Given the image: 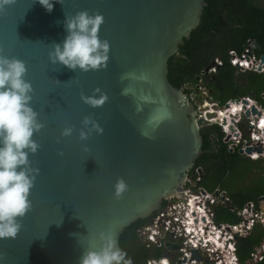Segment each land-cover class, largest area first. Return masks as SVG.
Here are the masks:
<instances>
[{
  "label": "water",
  "instance_id": "water-1",
  "mask_svg": "<svg viewBox=\"0 0 264 264\" xmlns=\"http://www.w3.org/2000/svg\"><path fill=\"white\" fill-rule=\"evenodd\" d=\"M53 4L47 11L39 0H15L0 12V52L26 61L31 103L43 124L34 135L39 148L29 156L39 169L32 206L17 235L0 238V264H78L84 249L100 247L101 232L113 234L120 247L125 227L149 216L164 198L185 195L189 171L203 153L200 128L215 115L195 107L203 96L199 85L178 87L168 78V60L199 25L206 0ZM81 9L103 14L99 36L110 43L104 67L73 70L49 58L67 34L66 14ZM102 95L99 106L82 98ZM252 112L259 113L256 106ZM66 127L70 135H62ZM81 129L87 139L80 138ZM120 178L126 188L118 196ZM194 255L200 257L197 250Z\"/></svg>",
  "mask_w": 264,
  "mask_h": 264
},
{
  "label": "trees",
  "instance_id": "trees-1",
  "mask_svg": "<svg viewBox=\"0 0 264 264\" xmlns=\"http://www.w3.org/2000/svg\"><path fill=\"white\" fill-rule=\"evenodd\" d=\"M199 25L184 38L179 52L168 60V78L178 87L193 82L205 87L212 100L220 105L228 100L250 96L264 103V73L238 71L230 60V49L241 53L249 40L257 55L264 53V4L257 0H206ZM222 59L216 71L205 69ZM200 76V78H198ZM193 89L185 88L186 92ZM244 123H241L243 126ZM203 137V153L196 159L189 173L195 178L200 171L201 184L212 190L220 186L227 190L232 205L242 206L248 200H258L264 195V169L260 160H251L231 150L224 142V131L219 122L205 124L200 128ZM255 176L250 177L251 172ZM257 173V174H256ZM241 184V185H240ZM217 222L237 223L240 218L227 205L216 207ZM144 219H137L125 227L119 237L120 248L132 264H147L152 256H159L160 250L152 251L142 242L138 228ZM264 239V225L257 223L247 236L238 238L237 253L242 262L251 256L255 247ZM255 264H264V258Z\"/></svg>",
  "mask_w": 264,
  "mask_h": 264
},
{
  "label": "clouds",
  "instance_id": "clouds-1",
  "mask_svg": "<svg viewBox=\"0 0 264 264\" xmlns=\"http://www.w3.org/2000/svg\"><path fill=\"white\" fill-rule=\"evenodd\" d=\"M15 0H0V12ZM47 11L54 7L53 0H39ZM103 14H90L81 9L72 16L66 14L64 26L66 36L62 42H55L49 52L52 63H62L75 70L88 71L107 65L110 43L99 36ZM26 61L0 52V238H14L22 224L21 218L31 209L30 192L39 169L29 159L37 152L39 144L34 135L43 124L39 113L33 107V86L26 78ZM95 91H99L97 88ZM92 106H99L106 99L93 96L82 97ZM83 123H89L85 117ZM98 131L102 129L93 123ZM73 129L66 127L62 135H70ZM88 132L81 129L80 138L87 139ZM126 188L120 178L115 185L116 195ZM71 235L76 236V233ZM99 248L84 249L78 264H132L131 257L117 245L113 234L100 233Z\"/></svg>",
  "mask_w": 264,
  "mask_h": 264
},
{
  "label": "built area",
  "instance_id": "built-area-1",
  "mask_svg": "<svg viewBox=\"0 0 264 264\" xmlns=\"http://www.w3.org/2000/svg\"><path fill=\"white\" fill-rule=\"evenodd\" d=\"M254 48L252 41L249 40L241 53L236 49L229 50L230 60L238 71L264 73V53L257 55ZM221 63L220 57L215 58V62L211 64L208 71H216L217 64ZM200 87V89L204 88ZM261 95L264 99V92ZM244 98L248 102H244ZM201 102L209 111L214 104L218 105L217 110H226L234 104L236 106L239 104V116L250 115L247 117V126L246 124L241 126L242 117L238 120L233 118L236 123L230 121L229 128L228 123H223L221 125L224 131L223 140L231 150H239L242 155L251 160L264 162V123H262L264 103L262 101L250 96H242L230 99L223 105L214 100L204 101V98ZM252 106H256L259 113H253ZM247 110H249L248 114ZM249 147L252 148L250 152L247 151ZM200 182L201 173L199 171L195 178L187 177L184 196H179L173 201V196L165 198L169 203L156 213L154 225L142 229L147 243H156L159 239L172 242L176 238L187 236L184 239L183 252L180 256L182 261L177 264H255L262 260L264 239L255 247L245 262L239 258L237 242L239 237L249 235L257 223L264 225V195H261L258 200H248L242 206H236L232 205V199L226 189L216 186L209 190ZM219 205L231 207L240 220L237 223L217 222L215 210ZM194 250L198 251L200 257L194 256ZM147 264H172V262L169 257L162 255L150 257Z\"/></svg>",
  "mask_w": 264,
  "mask_h": 264
},
{
  "label": "flooded vegetation",
  "instance_id": "flooded-vegetation-1",
  "mask_svg": "<svg viewBox=\"0 0 264 264\" xmlns=\"http://www.w3.org/2000/svg\"><path fill=\"white\" fill-rule=\"evenodd\" d=\"M194 84L196 85V83H194ZM188 89H192V88H188ZM187 93L188 94L194 93V90L189 91ZM194 94L196 95V92ZM188 177L189 178H193V174L189 173ZM175 199H176V197H173L172 201L175 200ZM168 203H169L168 200H166L164 198L163 201H162V204H161V209L165 205H167ZM230 209H231V207H230ZM155 215H156V213H154L152 215L150 214L149 216H147L145 218H142V219H144V221L138 228V234H139L142 242L145 243L147 247H150L152 249V251H157L158 252V250H160L159 256L165 255L166 257H169V259L171 260L172 264L180 263L182 261V258L180 256L182 255V252H183L184 239L187 236L185 238H176L172 242H170L168 240L159 239L158 242H156V243H147V241H146L147 239L144 236V233L142 232V229H147L146 228L147 226L154 225L153 221H154ZM188 237H191V236L188 235ZM168 242H170L171 244H176L177 248H171L170 246L167 245ZM189 250L191 251V248ZM193 253H194V251H193ZM152 257H156V256H152Z\"/></svg>",
  "mask_w": 264,
  "mask_h": 264
},
{
  "label": "rangeland",
  "instance_id": "rangeland-1",
  "mask_svg": "<svg viewBox=\"0 0 264 264\" xmlns=\"http://www.w3.org/2000/svg\"><path fill=\"white\" fill-rule=\"evenodd\" d=\"M257 3H258V4H264V0H257ZM199 88H201V87L199 86ZM205 89H206V90H205ZM200 90H201V95H203L202 98H204V101L207 100L208 102H211V101H212V98H211L210 95H209V91H208V89L204 87L203 89H200ZM200 90H199V91H200ZM201 103H202V102H201L200 100H197V104H196L195 107L197 108V107L201 106V105H200ZM239 115H240V114L234 115V116L232 117L231 122H234L233 118H235L236 120H238L240 117H242V118H243V119H242V122H243L244 124H246V121L248 120L247 117L250 116V115L248 114L246 117H245L244 115H241V116H239ZM215 118H216V117H215ZM217 118H219V117H217ZM215 122H220L221 125L224 123L223 120L218 121V120H211V119H210V122L208 123V125L213 124V123H215ZM234 123H236V122H234ZM245 126H247V124H246ZM248 126H249V125H248ZM263 164H264V162H263ZM258 172H264V169H263V168H261V169H257V173H258ZM257 173H256V174H257ZM252 176H255V173H254L253 171H252L251 174H250V177H252ZM240 185H241V184H240ZM160 209H161V206H160L159 208H155V209L152 211L151 215L154 214V213L159 212Z\"/></svg>",
  "mask_w": 264,
  "mask_h": 264
},
{
  "label": "bare ground",
  "instance_id": "bare-ground-1",
  "mask_svg": "<svg viewBox=\"0 0 264 264\" xmlns=\"http://www.w3.org/2000/svg\"><path fill=\"white\" fill-rule=\"evenodd\" d=\"M207 105H208V103H207ZM238 105L236 106V104H234L233 107H230V108H228L226 110L225 109H219V110H217V108H214L213 106H211L210 107V110H211V112H215V115H212L210 119L211 120H218V121L224 120V123H228L227 126L229 128V123L231 121L230 119H232L233 114L234 115L235 114L237 115L238 112H239ZM217 117H219V118H217ZM170 193H172V194L175 193V190H173V189L170 190ZM168 197H170V196H168ZM193 202L194 201L192 200V203Z\"/></svg>",
  "mask_w": 264,
  "mask_h": 264
},
{
  "label": "snow or ice",
  "instance_id": "snow-or-ice-1",
  "mask_svg": "<svg viewBox=\"0 0 264 264\" xmlns=\"http://www.w3.org/2000/svg\"><path fill=\"white\" fill-rule=\"evenodd\" d=\"M262 123H264V121H262Z\"/></svg>",
  "mask_w": 264,
  "mask_h": 264
}]
</instances>
